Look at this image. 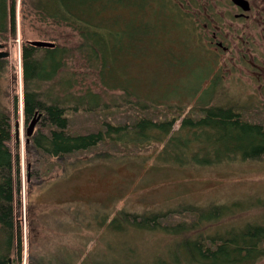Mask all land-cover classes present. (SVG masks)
<instances>
[{
	"label": "rangeland",
	"instance_id": "rangeland-1",
	"mask_svg": "<svg viewBox=\"0 0 264 264\" xmlns=\"http://www.w3.org/2000/svg\"><path fill=\"white\" fill-rule=\"evenodd\" d=\"M195 1L148 0L143 9L131 4L118 7L121 20L116 29L122 27L125 32L116 35L122 48L116 45L113 57L105 54L104 74L111 75L109 84L127 88L134 94V103L183 110L173 126L175 131L192 109L205 106V102L264 115V81L260 83L247 71L249 62L235 50L231 56H215L194 35L190 13L179 4ZM17 4V37L3 42L8 44L10 57L0 73V109L11 116L9 146L14 153L19 148L21 162L16 216L23 256L17 264H196L181 260L185 259L183 251L177 255L184 235L168 233L162 227L149 228L147 222L134 225L133 217L184 219L195 208L212 216L214 206L225 205L217 223L208 224L210 234L214 229L264 221V156L180 164L171 157L163 160L165 145L153 144L137 153L98 148L54 158L53 172L45 173L41 167L38 171L36 151L31 146L33 151L28 154L26 149L25 117L21 114L25 87L22 46L36 40L70 45L78 38L64 27L45 25L33 16L24 18L22 0ZM128 11L132 14L129 22ZM140 20L144 21L143 30L128 35ZM104 36L114 42L112 35ZM254 41L252 56L264 59V40ZM75 66L86 73L87 69ZM91 83L88 78L87 84ZM123 95L121 89H114L105 99L113 106ZM18 119L19 143L15 135ZM236 203L240 204L232 206ZM214 219L208 223H215ZM257 264H264V259Z\"/></svg>",
	"mask_w": 264,
	"mask_h": 264
},
{
	"label": "trees",
	"instance_id": "trees-1",
	"mask_svg": "<svg viewBox=\"0 0 264 264\" xmlns=\"http://www.w3.org/2000/svg\"><path fill=\"white\" fill-rule=\"evenodd\" d=\"M147 1L22 0L24 18L33 16L45 25L64 27L78 38L70 45L53 42V48L35 47L28 41L22 46L25 122L30 123L36 111L42 117L26 146L28 154L33 151L32 146L38 155V171L41 167L45 173L53 172L54 158L98 148L105 152L137 153L153 144L165 145L163 160L171 157L180 164L188 161L209 164L235 158L257 160L264 156L262 114L234 106H209L205 102V106L192 109L175 131L173 126L183 110L134 103L131 101L134 94L127 88L109 84L111 75L104 74L105 54L113 57L116 45L122 48L116 35L125 32L122 27L116 29L121 20L116 13L118 7L131 4L143 9ZM17 3L18 0H0V42L17 37ZM128 14L129 22L132 14L129 11ZM143 22L131 26L128 35L143 30ZM104 35H112L114 42ZM76 64L87 69L86 73L74 69ZM88 78L92 79L91 84H87ZM114 89H121L124 95L112 106L105 96ZM11 126L10 115L0 109V264H9L10 258L22 260L23 256V237L16 216L21 162L19 148L14 153L9 146ZM214 209L212 216L195 208L184 219L148 215L140 220L134 216L131 221L138 226L147 222L149 228L162 227L168 233L184 235L177 251L178 257L179 252L185 253V259L181 260L196 264H257L263 260L264 221L214 229L210 234L208 224H216L220 219L217 215L227 206L218 205ZM209 219L215 223H208Z\"/></svg>",
	"mask_w": 264,
	"mask_h": 264
},
{
	"label": "flooded vegetation",
	"instance_id": "flooded-vegetation-1",
	"mask_svg": "<svg viewBox=\"0 0 264 264\" xmlns=\"http://www.w3.org/2000/svg\"><path fill=\"white\" fill-rule=\"evenodd\" d=\"M179 5L180 7H185L187 12L190 13L188 18L193 24L194 35L199 36L203 40L201 42L207 51L212 49L215 56L220 57L223 55L221 53L231 56L230 54H234L232 51H237L236 54L238 56L241 54L243 59L249 62L250 67H247V71L257 81L263 83L264 59L256 60L252 56V52L256 45L253 43L255 42L254 40L257 38H260L261 41L264 40V0H196L187 6L183 2H180ZM3 44L5 46L0 51L9 52V55L0 58V63H2L0 73L4 69L3 62L10 57L8 44ZM37 112H35L33 119L41 115L40 112L38 114ZM21 114L25 117L24 101ZM39 119L34 134L40 126L42 117L40 116ZM17 121L20 122V119ZM24 123L26 124L24 125L26 134V128L30 123ZM19 128L21 130V123ZM11 259H13L11 264H17V258Z\"/></svg>",
	"mask_w": 264,
	"mask_h": 264
},
{
	"label": "water",
	"instance_id": "water-1",
	"mask_svg": "<svg viewBox=\"0 0 264 264\" xmlns=\"http://www.w3.org/2000/svg\"><path fill=\"white\" fill-rule=\"evenodd\" d=\"M29 43L35 47H40V48H53L55 47V43L51 42V41H44V40H36V41H29ZM4 44L0 42V49L4 48ZM9 55V52L6 51H0V58H4L7 57ZM41 115H39L38 118H34L30 124L27 127L26 130V143L28 144L30 142V138L33 136L34 132H35V128L36 125L39 121ZM16 129H15V135H16V139L17 141H20V134H21V130H20V122L17 121L16 122ZM31 165H28V169L30 170ZM13 262V259H9V264H11Z\"/></svg>",
	"mask_w": 264,
	"mask_h": 264
},
{
	"label": "bare ground",
	"instance_id": "bare-ground-1",
	"mask_svg": "<svg viewBox=\"0 0 264 264\" xmlns=\"http://www.w3.org/2000/svg\"><path fill=\"white\" fill-rule=\"evenodd\" d=\"M23 86V85H22ZM24 92V91H23ZM22 97V96H21ZM140 98V97H139ZM220 104V103H219ZM221 105V104H220ZM22 112V111H21ZM37 114H38V112H37ZM37 118V117H36ZM40 120V119H39ZM26 125V124H25ZM27 129V128H26ZM42 159V158H41ZM42 162V161H41ZM44 162V161H43Z\"/></svg>",
	"mask_w": 264,
	"mask_h": 264
}]
</instances>
